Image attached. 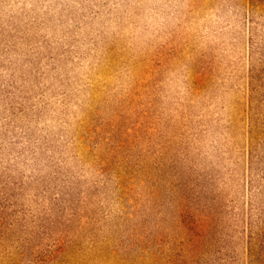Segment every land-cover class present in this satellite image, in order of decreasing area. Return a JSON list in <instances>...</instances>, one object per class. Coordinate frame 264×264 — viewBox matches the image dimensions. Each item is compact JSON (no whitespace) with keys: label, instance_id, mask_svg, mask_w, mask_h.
I'll use <instances>...</instances> for the list:
<instances>
[{"label":"rangeland","instance_id":"rangeland-1","mask_svg":"<svg viewBox=\"0 0 264 264\" xmlns=\"http://www.w3.org/2000/svg\"><path fill=\"white\" fill-rule=\"evenodd\" d=\"M0 264H264V0H0Z\"/></svg>","mask_w":264,"mask_h":264}]
</instances>
